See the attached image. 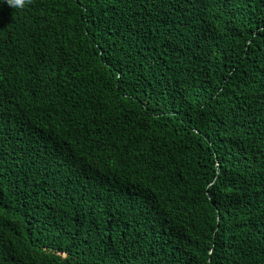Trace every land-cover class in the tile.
<instances>
[{"label": "trees", "instance_id": "16d2710c", "mask_svg": "<svg viewBox=\"0 0 264 264\" xmlns=\"http://www.w3.org/2000/svg\"><path fill=\"white\" fill-rule=\"evenodd\" d=\"M0 264H264V0H0Z\"/></svg>", "mask_w": 264, "mask_h": 264}]
</instances>
